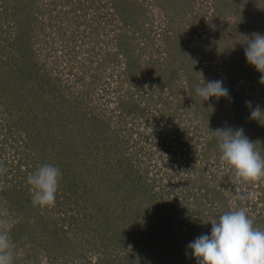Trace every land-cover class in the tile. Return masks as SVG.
Listing matches in <instances>:
<instances>
[{
    "label": "rangeland",
    "instance_id": "obj_1",
    "mask_svg": "<svg viewBox=\"0 0 264 264\" xmlns=\"http://www.w3.org/2000/svg\"><path fill=\"white\" fill-rule=\"evenodd\" d=\"M253 33L264 0H0V218L14 264L132 252L135 264H196L188 245L224 212L244 208L264 229V178L229 182L212 132L243 128L264 157L245 103L264 109L244 53ZM212 80L229 96L203 102L195 89ZM44 164L62 173L59 201L71 197L42 211L27 177ZM86 189L94 200L78 199Z\"/></svg>",
    "mask_w": 264,
    "mask_h": 264
},
{
    "label": "clouds",
    "instance_id": "obj_2",
    "mask_svg": "<svg viewBox=\"0 0 264 264\" xmlns=\"http://www.w3.org/2000/svg\"><path fill=\"white\" fill-rule=\"evenodd\" d=\"M246 45V60L261 74L259 82L264 84V35L253 33ZM195 92L203 102L211 97L218 101L229 96L223 80L203 81V86H197ZM245 103L251 111L250 119L264 124V109L258 104L253 107L251 101ZM212 132L218 140L220 159L228 166L229 182L243 185L264 178V157L243 128L224 127ZM3 171L6 169L0 165V172ZM61 175L59 168L44 164L27 177L33 206L42 211L55 207ZM207 223L211 224V234L200 235L188 245L196 264H264V229L254 227L246 209L224 212ZM9 232V221L0 218V264H14L15 244Z\"/></svg>",
    "mask_w": 264,
    "mask_h": 264
},
{
    "label": "trees",
    "instance_id": "obj_3",
    "mask_svg": "<svg viewBox=\"0 0 264 264\" xmlns=\"http://www.w3.org/2000/svg\"><path fill=\"white\" fill-rule=\"evenodd\" d=\"M124 52H126L127 51V49H125V50H123ZM127 55V54H126ZM125 64H126V68L123 70V71H121V74L120 75H122L124 78H126V75L128 74V72H127V67H128V59H127V56H126V58H125ZM122 77V78H123ZM118 108H120V107H118ZM91 118L90 119H92V120H96V119H99L98 117H95L94 115H91L90 116ZM87 118L89 119V117L87 116ZM97 121V120H96ZM127 157V156H126ZM125 158V157H124ZM152 183H150L149 184V186L147 187V188H149V189H152ZM81 189V188H80ZM74 191V190H73ZM81 191H82V193L83 194H85V193H87L86 195H89L91 198L93 197V194H90V192H88V190L86 189L85 191H83V190H79L78 192L80 193L79 194V196H78V199L80 198V195H81ZM4 194H6L5 192H4ZM74 194V193H73ZM65 195V196H64ZM64 195H61V199H60V201H59V199H58V195H56V202H58L59 203V205L61 204V203H64V202H62V201H65L66 199H69L71 196L69 195V194H67V193H65ZM78 194L77 193H75V196H77ZM4 198H6V196H4ZM75 198V197H74ZM77 198V197H76ZM7 199V198H6ZM92 200H94V197L92 198ZM70 202H71V200H70ZM95 205H97V203L96 202H94L91 206H95ZM157 206V205H156ZM161 206V204H158V209L159 208H161L160 207ZM93 210H94V213L93 214H97L98 212L97 211H95V208H93ZM96 210H97V208H96ZM139 211H141V209H138ZM137 211V210H136ZM135 211V212H136ZM145 215L143 214H141V217H144ZM69 221H71V222H74L75 221V218L74 217H72L71 219H69ZM85 221V220H84ZM158 222V221H157ZM153 225H154V223H152ZM155 226V225H154ZM155 228H157V227H155ZM156 229H153L152 231L153 232H157V230L155 231ZM156 235H158L159 237L160 236H162L161 235V232H157V233H155ZM116 236V235H115ZM151 237H154L153 235H150ZM116 238H117V236L116 237H114V235L113 236H111L110 238L108 237V235H106V236H104V237H102V241H106V242H116ZM156 238H157V236L155 237V238H153L152 239V241H154V240H156ZM65 239V238H64ZM67 245V244H66ZM137 261H139V260H137V252H132V253H128L127 255H124L122 258H121V261H119V262H121L122 264H135Z\"/></svg>",
    "mask_w": 264,
    "mask_h": 264
},
{
    "label": "built area",
    "instance_id": "obj_4",
    "mask_svg": "<svg viewBox=\"0 0 264 264\" xmlns=\"http://www.w3.org/2000/svg\"><path fill=\"white\" fill-rule=\"evenodd\" d=\"M2 216H5L6 217V215H2Z\"/></svg>",
    "mask_w": 264,
    "mask_h": 264
}]
</instances>
